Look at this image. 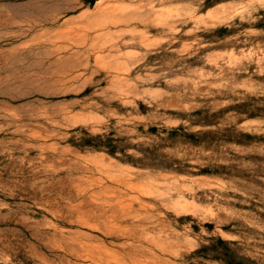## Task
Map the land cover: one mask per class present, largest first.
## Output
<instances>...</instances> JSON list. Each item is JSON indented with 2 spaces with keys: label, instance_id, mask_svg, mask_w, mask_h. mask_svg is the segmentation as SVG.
<instances>
[{
  "label": "rangeland",
  "instance_id": "374dc122",
  "mask_svg": "<svg viewBox=\"0 0 264 264\" xmlns=\"http://www.w3.org/2000/svg\"><path fill=\"white\" fill-rule=\"evenodd\" d=\"M0 264H264V0H0Z\"/></svg>",
  "mask_w": 264,
  "mask_h": 264
}]
</instances>
